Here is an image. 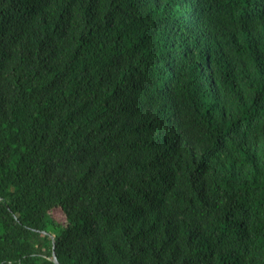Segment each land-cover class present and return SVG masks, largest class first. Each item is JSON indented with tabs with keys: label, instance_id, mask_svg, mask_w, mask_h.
<instances>
[{
	"label": "trees",
	"instance_id": "trees-1",
	"mask_svg": "<svg viewBox=\"0 0 264 264\" xmlns=\"http://www.w3.org/2000/svg\"><path fill=\"white\" fill-rule=\"evenodd\" d=\"M53 236L61 264H264V0H0V264Z\"/></svg>",
	"mask_w": 264,
	"mask_h": 264
},
{
	"label": "rangeland",
	"instance_id": "rangeland-1",
	"mask_svg": "<svg viewBox=\"0 0 264 264\" xmlns=\"http://www.w3.org/2000/svg\"><path fill=\"white\" fill-rule=\"evenodd\" d=\"M50 215L55 221H57L62 226L66 225V217L60 210H53L50 212Z\"/></svg>",
	"mask_w": 264,
	"mask_h": 264
},
{
	"label": "water",
	"instance_id": "water-1",
	"mask_svg": "<svg viewBox=\"0 0 264 264\" xmlns=\"http://www.w3.org/2000/svg\"><path fill=\"white\" fill-rule=\"evenodd\" d=\"M52 238H53V256H54V261H55L56 264H61V262L58 259L57 253H55V251H54V247H55L54 236Z\"/></svg>",
	"mask_w": 264,
	"mask_h": 264
}]
</instances>
